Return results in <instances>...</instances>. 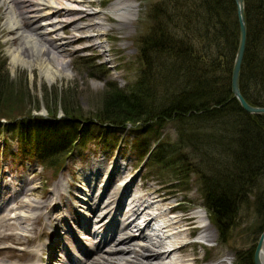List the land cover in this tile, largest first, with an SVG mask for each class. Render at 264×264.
Returning <instances> with one entry per match:
<instances>
[{"label":"trees","instance_id":"16d2710c","mask_svg":"<svg viewBox=\"0 0 264 264\" xmlns=\"http://www.w3.org/2000/svg\"><path fill=\"white\" fill-rule=\"evenodd\" d=\"M139 1L147 6L144 31L134 40L137 78L124 90L107 82L91 118L104 128L99 129L103 133L112 127L153 129L146 169L162 173L172 166L177 184L186 185L193 175L219 240L224 242L229 230L238 228L255 242L264 229V116L242 112L229 90L238 37L234 2ZM244 20L239 92L249 106L264 108V0H244ZM8 82L0 65V121L9 123L17 119L10 110L27 96ZM45 108L47 119L30 120L33 124L28 126L51 125L55 116L49 105ZM74 110L62 106L63 125L85 118ZM23 115L18 119L28 121L33 116ZM166 125L175 132L174 142L159 133ZM44 131L20 135L13 156L35 162L53 178L77 140L72 139L75 131H64L57 140H49ZM252 252L253 246L238 252V264H252Z\"/></svg>","mask_w":264,"mask_h":264},{"label":"rangeland","instance_id":"374dc122","mask_svg":"<svg viewBox=\"0 0 264 264\" xmlns=\"http://www.w3.org/2000/svg\"><path fill=\"white\" fill-rule=\"evenodd\" d=\"M118 1L135 5L134 13L131 12L123 22L117 21L116 16L109 12L111 5ZM88 2L89 5L82 7L83 12L93 13V16L78 25L98 23L101 27H98L96 32L95 29L73 32L71 28H67L64 30L65 33L59 31L52 35L41 31L46 39L53 40L59 37L70 38L73 34L75 38H83L85 35L94 38L76 41L64 48L62 61L66 66L64 73L66 76L54 79L52 84H48L40 75L37 66L27 68L12 61L9 50L18 49L21 41L16 32L5 26V6L0 4V65L4 66L9 86L14 91L18 88L23 89L27 96L22 103H16L10 110L13 118L17 119L9 123L0 121V215H3L0 218L5 220L0 228V264H71V262L79 264L78 258H83L79 249L85 246L91 250L93 248L91 242H99L103 236L110 237L105 229L98 240L93 237L89 243L84 239L81 241V238L88 237L91 228L94 230L91 216L83 210L87 207L80 204L82 188L90 190L97 182L99 187L107 184L109 195L124 181H127L125 189L127 196L152 195L154 192L155 196L160 197L169 194L167 195L169 205L183 206L186 214H195L200 225H207L206 227L214 234L213 242L203 241L200 235L187 240L188 244L194 245L191 246L194 248L195 253L192 252L196 258H205L211 262L210 264L219 261L224 262L223 264H238L237 253L252 249L255 242H252V236L238 228L229 230L224 242L219 240L216 228L208 220L209 216L204 209L195 177L189 175L186 185L183 182L177 184L173 181L175 169L172 166L166 167L162 173L146 169L145 154L153 148L154 134L151 132L153 129L143 130L137 125L135 128L127 126L124 130L112 127L107 130L108 133H103L99 131L101 127L99 128L98 123L91 118L100 107L107 82H111L119 90H124L137 78L139 64L134 40L144 31L147 5L139 0H88ZM67 18L62 20L66 22L71 19ZM63 25L64 23L59 24V27ZM46 105L50 106L51 115L55 116L50 118L51 125L48 124L42 129L28 126L33 124L30 120L36 122V119H47ZM63 105L75 108L72 113L85 118L63 125L61 123L65 118L61 111ZM26 112H31L32 118L28 121L19 120L18 118L24 116ZM55 122L58 123L53 125ZM43 129L45 134L49 135V140L62 138L64 131L65 133L75 131V137L72 139L77 140L74 150L69 153V158L58 175L53 178L49 176L48 171L40 172V168L33 161L13 156L20 135L34 134L36 130L41 134ZM136 129L138 131L135 132ZM159 133L165 135L170 143L175 141V132L170 125L164 126ZM93 173H100L97 180ZM112 173L116 177L114 180L111 179ZM176 173L181 174L177 170ZM59 182L62 188H56ZM127 196L123 198V202ZM49 200H51L49 210L45 213L35 209L30 211L25 206L26 203L34 206L36 203ZM88 203L91 204V201ZM177 211L171 214H176ZM15 215L18 218H15ZM78 217L79 221L80 219L87 223L90 221L86 233L78 226ZM112 218V229L116 232L115 227H118L119 223L115 221L116 219L122 221L124 216L119 209L113 212L109 220ZM106 221L108 222V219ZM129 234L134 236L132 248L137 250L138 245L145 244L138 240L139 234L134 229ZM198 240L207 246L193 243ZM66 256L70 259L69 262L65 260ZM99 256L106 257L104 254H98L95 258L98 259ZM89 264H95V261L92 260Z\"/></svg>","mask_w":264,"mask_h":264},{"label":"bare ground","instance_id":"6f19581e","mask_svg":"<svg viewBox=\"0 0 264 264\" xmlns=\"http://www.w3.org/2000/svg\"><path fill=\"white\" fill-rule=\"evenodd\" d=\"M89 2L88 0H0L1 6H5V26L9 28L10 31L16 32L21 41V45L18 49L9 50L12 61L15 64L27 68L37 66L40 75L44 77L48 84H52L54 79L65 77L66 75L64 73L66 72V66L62 61V54L65 51L64 48L70 44L76 43V41L90 40L93 37L85 35L83 38H75L73 34L70 38L59 37L53 40L46 39L43 34L55 35L59 31L65 33L64 30H67V28H71L70 30L73 32H83L91 29H95L96 32L98 27H101L98 23L85 24L83 26L78 25V23L88 18L90 19V17L93 16V13H85L82 9V7L89 5ZM133 9H135V5H131L125 1H118L111 5L109 12L116 16L117 21L123 22L124 19V21H126L131 12L134 13ZM67 17H71V19L69 18L66 22L62 20ZM58 18L60 19L54 21V19ZM38 22L41 23L38 24ZM63 23L64 25L59 27V24L62 25ZM41 31H44V33ZM99 174L93 173V175L96 176V180ZM113 174L114 173L111 175L112 180L116 178ZM124 182L119 184L117 188L115 187L116 190L109 195H107V184L106 186L99 187V182H97V184L94 183L90 190L82 188L80 204L82 207H87L83 210L87 211L86 214L91 216L94 230L91 228V232L88 231V237L81 238V241L84 239L89 243L93 237H97L96 240H98L99 235L105 229H107L105 231L110 237L105 238V236H103V238H105L104 241L102 240L103 238H101L97 243L91 242L93 246L91 250L89 247L85 246L83 249H79L80 256L83 257L80 259L78 258L77 262L79 264H89L92 260L95 261V264L211 263L205 258H196L195 252L193 251L194 248L191 246L193 244L187 243L188 239L196 235H200L199 237L205 242H213L214 234L206 227L207 225H200L201 223L199 224L198 217L195 216V214H186L183 206L181 207L177 204H175L177 206L169 205L167 197L169 194L160 197L155 196L154 194H156V192L153 191L154 193H151L152 195L127 196L125 194L127 181ZM57 184L56 188H62L60 182ZM153 195L155 196L154 198L152 197ZM125 196L127 197L123 202ZM89 198L91 204L88 203L90 202ZM50 202L51 200L47 202L43 201L41 202L42 204L36 203L34 206H31L30 203H26L25 206L29 208V210L35 209L45 213L49 210ZM119 209L124 218L119 222V226L117 225L118 227H115L116 232H113V218L110 220L109 218L112 216L113 212H117ZM175 210H178L175 212L176 214H171ZM15 218L18 217L16 216ZM106 219H108V222ZM80 220L81 221H79L78 217V222L82 224V226L79 224L78 226L86 233L90 221L88 220L87 223L84 219ZM4 221V218H0V228H2ZM202 221L203 220H201V222ZM132 229L139 234L138 240L145 243L138 245L137 250L131 246L134 236H131L129 232H131ZM86 246H88V244ZM189 249H192L191 252H188ZM98 254H104L106 257L99 256L98 259H96L95 257L98 256ZM65 260L67 262L70 261L68 256H66ZM223 263L224 262L219 261L216 264ZM71 264L73 263L71 262Z\"/></svg>","mask_w":264,"mask_h":264},{"label":"water","instance_id":"95a60500","mask_svg":"<svg viewBox=\"0 0 264 264\" xmlns=\"http://www.w3.org/2000/svg\"><path fill=\"white\" fill-rule=\"evenodd\" d=\"M233 2L238 37L230 71L229 90L232 98L236 101L242 112L253 116H264V108L249 106L239 92V75L246 43V27L244 20V0H233ZM252 264H264V229L256 239L252 254Z\"/></svg>","mask_w":264,"mask_h":264}]
</instances>
